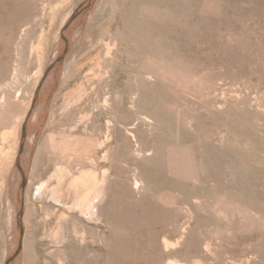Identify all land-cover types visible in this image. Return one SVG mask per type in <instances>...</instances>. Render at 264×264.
I'll list each match as a JSON object with an SVG mask.
<instances>
[{
    "label": "rangeland",
    "instance_id": "obj_1",
    "mask_svg": "<svg viewBox=\"0 0 264 264\" xmlns=\"http://www.w3.org/2000/svg\"><path fill=\"white\" fill-rule=\"evenodd\" d=\"M88 2L0 0V264H264V0Z\"/></svg>",
    "mask_w": 264,
    "mask_h": 264
},
{
    "label": "bare ground",
    "instance_id": "obj_2",
    "mask_svg": "<svg viewBox=\"0 0 264 264\" xmlns=\"http://www.w3.org/2000/svg\"><path fill=\"white\" fill-rule=\"evenodd\" d=\"M98 2V1H97ZM80 3V2H79ZM89 3L90 2H88V5H89ZM80 5V4H79ZM96 6V5H95ZM94 7V6H93ZM97 8V7H96ZM69 22V21H68ZM91 24V23H90ZM89 24V25H90ZM79 26H81V24L79 25ZM68 29V28H67ZM102 28H100V30H101ZM96 30V29H95ZM97 31V30H96ZM95 31V32H96ZM99 32V31H98ZM65 34V33H64ZM92 35V34H91ZM70 37V36H69ZM68 38V37H67ZM75 42V41H74ZM113 44H115V43H113ZM118 44V43H117ZM69 46V45H68ZM84 46V45H83ZM117 47V46H116ZM83 48V47H82ZM58 49V48H57ZM109 50H110V48H109ZM56 53V52H55ZM68 53V52H67ZM80 53V52H79ZM108 53H109V51H108ZM111 53V52H110ZM69 55H71V54H69ZM106 55H107V53H106ZM67 55L65 54V57H66ZM64 57V60L66 59ZM63 60V61H64ZM62 61V62H63ZM61 64V63H60ZM59 64L57 65V67H56V69H55V73L54 74H57L56 73V71L59 69ZM55 76V75H54ZM18 98V97H17ZM2 101V100H1ZM0 101V102H1ZM2 104H3V102H2ZM1 105V104H0ZM3 106V105H2ZM1 108H3V107H1ZM8 109V108H7ZM4 110V109H3ZM8 111H9V109H8ZM7 111V112H8ZM3 112V111H2ZM1 112V113H2ZM5 112V111H4ZM3 114V113H2ZM3 116V115H2ZM25 116V115H24ZM10 117V116H9ZM145 118V117H144ZM143 118V119H144ZM33 119V118H32ZM148 119V118H147ZM147 122V121H146ZM26 128H27V126H26ZM36 128V127H35ZM28 130H30V129H28ZM36 130V129H35ZM26 133V132H25ZM141 155V154H140ZM28 162V161H27ZM26 165V164H25ZM23 166V165H22ZM26 167V166H25ZM18 170V169H17ZM19 178H20V176H19ZM15 179H16V177H15ZM79 181L82 183L81 185H87V186H89V187H96L97 186V184H98V177H97V175L94 173V172H89V173H84L82 176H80L79 178ZM14 180V179H13ZM12 180V181H13ZM17 180H18V178H17ZM16 180V181H17ZM94 180H95V184H93V182H94ZM14 182V183H17V182ZM31 181V180H30ZM18 182H19V180H18ZM32 183V182H31ZM13 185V184H12ZM32 185V184H31ZM11 187L12 186H10V188L9 189H11ZM13 187H15V186H13ZM27 189H29V187H27ZM27 189H25V190H27ZM14 190H15V188H14ZM14 190H12L13 192H12V200L10 199V206H9V211L8 212H10V214L12 215V216H10V217H8V218H10L9 220H10V222H9V225H10V228L12 229V230H14V228L17 230V235H16V242H17V237H18V234H19V224H18V218H17V211H18V205H17V196H16V193H17V186H16V192H14ZM30 191V190H29ZM39 192V191H38ZM8 193V192H7ZM6 193V194H7ZM25 193H26V191H25ZM27 194V193H26ZM11 197V196H10ZM5 198V197H4ZM37 198V197H36ZM7 199L8 198H6V201H7ZM26 202V201H25ZM30 204V203H29ZM32 204V203H31ZM33 206H34V204H33ZM5 211V210H4ZM27 213V212H26ZM25 213V216L27 215ZM9 214V213H8ZM23 214H24V212H23ZM32 214V213H31ZM25 218V217H24ZM28 220V219H27ZM22 223H23V216H22V221H21ZM23 225V224H22ZM4 231V230H3ZM26 235V234H25ZM28 235V234H27ZM4 237V236H3ZM10 238V237H9ZM26 238V237H25ZM24 238V239H25ZM28 238V237H27ZM24 239H23V242H24ZM32 239V238H31ZM3 240V239H2ZM29 240V239H28ZM5 241V240H4ZM13 242H15V241H13ZM27 242V241H26ZM9 243V242H8ZM25 243V242H24ZM29 244V243H28ZM22 245H23V243H22ZM34 245V244H33ZM9 248V247H8ZM21 248H22V246H21ZM26 248H28V247H26ZM6 249V248H5ZM33 249V248H32ZM10 250V249H9ZM10 252V251H9ZM24 252V251H23ZM13 253H14V251H13ZM13 253H12V255H13ZM31 253H32V250H31ZM25 255V254H24ZM27 256V255H26ZM36 257V256H35ZM34 257V258H35ZM30 258V257H29ZM33 258V257H32ZM33 258V259H34ZM31 259V258H30ZM177 262V261H176ZM179 262V261H178ZM177 262V263H178ZM7 263H8V261H7ZM16 263V262H15ZM171 263V262H170ZM178 264H181V263H178ZM194 264H201V263H198V262H196V260H195V263Z\"/></svg>",
    "mask_w": 264,
    "mask_h": 264
},
{
    "label": "water",
    "instance_id": "obj_3",
    "mask_svg": "<svg viewBox=\"0 0 264 264\" xmlns=\"http://www.w3.org/2000/svg\"><path fill=\"white\" fill-rule=\"evenodd\" d=\"M92 0H90L91 2ZM64 39V47L62 48L61 53L57 56V58L53 61L52 65H58L62 63L64 60L65 54L68 51V43L67 39L63 36ZM17 168L19 169V176H20V182L18 183L17 186V205H18V211H17V218H18V224H19V234L17 237V247L12 255V258L17 256L20 251H21V246L23 243V236H24V228L22 225V216L24 212V206H25V188H26V182H27V177H26V172L24 167L21 165V163L17 162Z\"/></svg>",
    "mask_w": 264,
    "mask_h": 264
}]
</instances>
